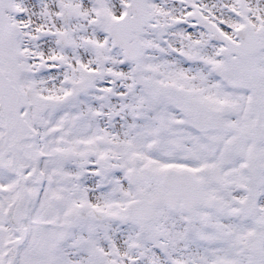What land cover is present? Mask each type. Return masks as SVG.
<instances>
[{"label": "snow or ice", "instance_id": "snow-or-ice-1", "mask_svg": "<svg viewBox=\"0 0 264 264\" xmlns=\"http://www.w3.org/2000/svg\"><path fill=\"white\" fill-rule=\"evenodd\" d=\"M0 264H264V0H0Z\"/></svg>", "mask_w": 264, "mask_h": 264}]
</instances>
